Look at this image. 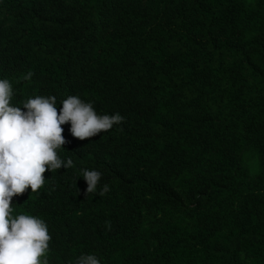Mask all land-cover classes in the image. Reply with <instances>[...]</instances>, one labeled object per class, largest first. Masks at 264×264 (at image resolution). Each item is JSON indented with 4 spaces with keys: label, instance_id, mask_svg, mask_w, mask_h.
I'll return each instance as SVG.
<instances>
[{
    "label": "trees",
    "instance_id": "1",
    "mask_svg": "<svg viewBox=\"0 0 264 264\" xmlns=\"http://www.w3.org/2000/svg\"><path fill=\"white\" fill-rule=\"evenodd\" d=\"M2 79L25 112L124 117L84 141L61 125L73 167L12 198L48 226L42 264H264V0H0ZM83 169L110 191L85 197Z\"/></svg>",
    "mask_w": 264,
    "mask_h": 264
},
{
    "label": "clouds",
    "instance_id": "2",
    "mask_svg": "<svg viewBox=\"0 0 264 264\" xmlns=\"http://www.w3.org/2000/svg\"><path fill=\"white\" fill-rule=\"evenodd\" d=\"M12 95L8 80H0V264H42L51 240L48 226L31 215L13 218L12 198L28 188L37 192L44 186L46 171L73 167L71 158L63 161L57 155V149L66 144L61 125L70 123L71 135L84 141L121 124L124 117L119 113L100 116L91 102L78 96L63 100L59 113L55 96H37L23 104L25 112L11 106ZM82 173L87 184L85 197L96 193L98 185L99 195L110 191L109 185H100L101 172L83 169ZM76 264H100V260L82 254Z\"/></svg>",
    "mask_w": 264,
    "mask_h": 264
},
{
    "label": "rangeland",
    "instance_id": "3",
    "mask_svg": "<svg viewBox=\"0 0 264 264\" xmlns=\"http://www.w3.org/2000/svg\"><path fill=\"white\" fill-rule=\"evenodd\" d=\"M249 157H250L249 154H245L243 159H244V161L247 162V165L249 167L250 172L253 173L256 170V161H255V159H253V158L250 159Z\"/></svg>",
    "mask_w": 264,
    "mask_h": 264
}]
</instances>
